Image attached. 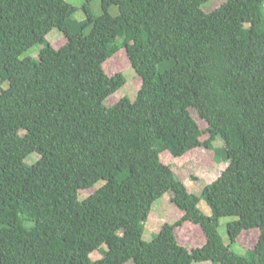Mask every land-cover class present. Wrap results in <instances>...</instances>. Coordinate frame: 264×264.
<instances>
[{
  "label": "trees",
  "instance_id": "1",
  "mask_svg": "<svg viewBox=\"0 0 264 264\" xmlns=\"http://www.w3.org/2000/svg\"><path fill=\"white\" fill-rule=\"evenodd\" d=\"M93 1L78 21L65 0H0V264H264V0L209 13L211 0H98L100 16ZM53 29L66 39L59 48L46 38ZM37 45L38 59H20ZM121 49L141 86L108 106L125 79L104 63ZM195 116L208 125L205 142ZM217 139L229 164L201 189L208 217L160 154ZM167 191L183 216L145 242ZM223 217L236 219L232 239L258 231L245 256L222 243ZM184 223L200 224L204 246L179 243Z\"/></svg>",
  "mask_w": 264,
  "mask_h": 264
},
{
  "label": "rangeland",
  "instance_id": "2",
  "mask_svg": "<svg viewBox=\"0 0 264 264\" xmlns=\"http://www.w3.org/2000/svg\"><path fill=\"white\" fill-rule=\"evenodd\" d=\"M65 1L77 8V12L74 15L76 20H85L86 16L82 8L84 7L86 0ZM226 1L227 0H211L202 6V10L206 13L212 12L213 10L219 8ZM90 8L95 16H100L103 13L101 3L98 0L93 1L90 5ZM108 12L113 17L118 15V9L115 6H111ZM46 38L54 48H59L66 42L65 37L57 29L51 30L47 34ZM41 47V45L33 46L27 52H25L20 59H24L26 57L38 59ZM104 64V70L108 76L122 74L125 79L124 85L113 95H111L105 101V104L112 106L124 97L130 99L131 101L135 100L141 86V81L135 70L131 67L125 50H119L114 57L107 60ZM8 86L9 84L5 82L2 85V88L7 89ZM195 119L198 122L201 131L203 132L201 139L205 142L209 139V135L206 131L208 125L206 122L200 120L197 116H195ZM37 159L38 156L36 154H32L26 159L25 162L27 164H33ZM160 160L163 164L169 166L172 169V171L175 173V176L186 185L190 193L192 192L200 196V202L198 204L199 210L205 216H211L212 211L205 199L201 196V189L204 186L215 182L228 167L229 163L223 142L217 139L211 148L205 146L195 148L179 158H171V156H169L167 153H161ZM100 185L101 184H97L91 189L79 191V200L85 199L94 193V191ZM171 198L172 193L167 191L153 202L148 219L144 225V232L142 235L143 241L151 242L153 238L160 232L164 224L167 223L174 225L182 218L183 212L173 206L171 203ZM234 220L236 219L231 217L221 218L219 220L217 232L225 247H227L234 254L245 256L246 253L256 245L259 233L257 230H252L238 234L234 239H232V236L228 231V224ZM175 234L179 243L189 251H192L196 248H201L205 244V237L200 224L184 223L177 225L175 227ZM102 248L106 249V246L103 245ZM90 257L92 260H99L102 258L98 251L93 252ZM126 264H133V262L129 261ZM192 264L212 263L207 261L193 262Z\"/></svg>",
  "mask_w": 264,
  "mask_h": 264
}]
</instances>
